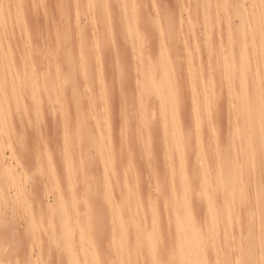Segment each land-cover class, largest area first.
<instances>
[{"label": "rangeland", "instance_id": "1", "mask_svg": "<svg viewBox=\"0 0 264 264\" xmlns=\"http://www.w3.org/2000/svg\"><path fill=\"white\" fill-rule=\"evenodd\" d=\"M24 1L0 0V152H3L5 166L11 167L16 179L19 180L14 185L8 180V175L5 179L3 174H0V264H122L124 246H120L117 239L110 238V235H114L117 231V221L113 215L115 209L123 203L124 179H129L132 182V179L136 178L138 195L144 197L147 192L150 196L156 195L155 200L161 207L159 201L164 194L161 193L163 196L159 194L160 191L162 192L159 189L164 187L157 185L160 188L156 186V190L154 180L157 178L159 181L160 172H164L166 169L163 167L165 170L160 172L158 169L160 170V166H163L168 158L172 163L170 162V164L168 161L165 165L167 167L171 165L173 172H177L178 169L176 170L174 167L179 166L178 159L175 157L176 151H173L175 150L172 147L173 144L167 143L168 140L170 141V138H167L168 135L164 138L161 136L162 134H159V130L152 134L150 128H146V126L150 127L152 123L147 122L146 125L145 117L149 116L148 121H154L155 116L157 117L159 114L160 101L170 100L173 97L176 104L179 105L178 109H181L178 112L180 111L184 119L185 124L181 125V129L186 128L193 133H198L199 129L200 131L202 129V140L198 141L201 143V148H198L200 146L198 142H191L196 143L192 145L193 147L191 143L189 144L192 150L195 149L194 147L196 149L195 155L188 149L189 151L185 155V168L188 166L193 168L192 161H188L192 155L194 159L198 157V160H195L198 161L195 162L196 165L200 159L199 164L201 165L198 164L199 168L201 166L200 169L208 167V165L205 166L210 163L207 162L208 159L206 160L208 156H211L209 158L211 167L215 161L222 162L227 156L224 150L229 142L230 145L228 144L227 147L233 145L238 151L236 142L240 138L229 135L232 133V126L235 122L237 126L238 122L235 119L232 121L233 112L227 109L230 105L233 106V101L235 104L236 98H234L235 95L231 98L227 97V93L232 87L238 89L239 84L225 77L220 78V71L231 68L240 59V54H242L239 50L240 44L235 40L243 35V32L255 20V16H263L264 0H132L133 7H127L129 14H127L128 10H125L127 12L124 17L126 19L124 27L114 23L118 16L117 7L120 6L116 0H113L115 1L113 13L110 10V16L114 15L113 25L107 23L104 16L101 17L102 13L98 7L85 5L87 2L84 0H65L64 3H67L68 9L65 7L66 16L63 14L65 18L61 17L64 21H60L61 18L57 17L59 0H42L39 5H36L40 8H38V12L32 10L30 0ZM53 1H57V3ZM20 2L24 7L23 11H25L23 13L25 20L23 19L21 23L18 11ZM133 9L135 16L134 19H131ZM29 23L34 28L37 26L34 29L35 35L37 34L33 36L34 39L32 36L31 40L27 38L30 41L23 35L28 30ZM103 24L107 29L112 25L109 29H113L111 31L115 33L112 34L114 43L109 44L110 41L108 43V33L104 31L106 28ZM130 29H134L133 36H127L125 33ZM62 32L67 33V36L65 34L67 40L64 44L60 43L62 40H59L60 36H64ZM124 33L126 38L123 36ZM93 34L97 38L96 42L92 40L95 44L99 42V38H102L99 44L95 45V49L90 41L91 38L94 39ZM35 41H38V44ZM99 45L102 49L99 48ZM109 45L113 46L110 48ZM85 47H90L92 50ZM103 49L104 51H102ZM111 49L112 52L114 51L113 53ZM93 50L96 52L93 53ZM96 54L98 57L101 56L99 63L101 60L104 63L100 69L102 72H98V69L101 68L99 64V68L97 66L95 68L98 72L97 75L94 73L93 77L92 73L89 77L90 80L93 79L91 80L93 83L97 82V84H93L89 79L86 80L87 77H84L85 80H83V77L78 78L64 71L52 73L45 69L51 55L52 60L56 61L55 63L60 69L67 67L66 64L69 60L77 63L79 59L76 57L81 58L82 56L83 61L81 60L77 64L79 66L83 64L82 69L84 67L86 69L89 65L88 67L91 68L88 69L92 70ZM86 55L90 58L87 59ZM84 58L86 59L84 60ZM91 59L93 64L90 62ZM30 62L34 68H29ZM90 64L92 65L90 66ZM36 65H40L41 68ZM43 65L46 66L43 68ZM255 68V66L248 65L245 71L251 73ZM44 69L46 73L40 71ZM61 79L68 80L63 94L65 102H61L63 97L60 95L48 102L44 88L48 82L56 80L60 82ZM90 83L92 84L90 85ZM101 83L103 85L105 83V90H101L103 89ZM258 87L264 91V80L258 84ZM92 90L98 92H92ZM139 91L143 93L141 97ZM192 92L197 98L196 105L200 108L201 117L206 115V122L210 123L208 134L203 131L207 128H205L207 125L203 123V121L205 122L204 116L200 123H194L192 120L195 124L193 125L191 122L195 104L194 101L191 103L194 97ZM73 95H78L80 99L74 101ZM102 97L107 100V102L105 100L106 109L103 108L104 99ZM201 104L205 105V108L207 107L203 108L207 111H202ZM130 108H133L131 116L130 112H127ZM135 109H138L137 112L143 110L141 113L143 115L145 113L144 119L142 117L144 122L135 121L137 114ZM62 110H65L67 114L64 128L61 127L58 116ZM106 110L108 113L104 112ZM120 111L124 114L126 112V117L124 114L122 116ZM230 112L232 115L228 114ZM106 114H109L111 121L108 126L104 125L108 115L106 120H103L102 117ZM222 116H224L223 119ZM124 118L127 119L124 120L127 124L125 125L126 129L121 127L124 124L121 123ZM132 118L134 122H132ZM182 118L180 124L183 121ZM221 120H224L225 126ZM213 123H215V127L217 126L216 128ZM136 125L139 126L138 132L141 133L137 142L129 134V131H132ZM210 125L212 133H210ZM223 127L226 129L225 131ZM122 128L128 131V133L125 132L128 134L126 136L128 138L130 136L125 143L119 140ZM192 128L195 129L192 131ZM148 130L150 135L146 134ZM147 135L148 137L152 135V139H150L153 142L152 145L155 144L157 136L164 140L160 141L159 145L162 147L158 149L162 151L165 147L164 154L163 151H158L160 154L157 153L155 149V147L158 148L157 142L156 146L153 145L155 150H152L149 141L148 144L152 151L148 146L146 147V143L142 145L144 140L145 142L149 140L150 137L148 138ZM203 137L206 140H203ZM132 139L135 141H129ZM153 139L156 140L153 141ZM139 143H141V148ZM204 143H207L205 146L208 151H203L206 148ZM218 144L225 145L220 147ZM215 146L221 150L224 148L221 153L219 150L223 160H217L221 156L219 157ZM212 147L216 151L215 156L218 157L213 156ZM145 148L151 151L150 154H146L148 151ZM168 152L169 154L172 152L174 156L171 155V157L174 158L169 155L166 160L163 158L165 162L162 161V156H168ZM198 152L200 156H198ZM203 152L208 156L206 157ZM161 154L162 156H160ZM259 164L255 167L256 171H253L256 177L252 175L255 178L251 179L252 185L250 180V188H252L248 192L250 195L256 193V189L258 191V187H255V183L258 182L256 181L258 179L256 168L264 166V163ZM196 165L195 168L199 169ZM149 166L157 169L160 176L154 174V178L153 173L156 171L153 169V172ZM243 169L242 166L241 170L243 171ZM241 173L243 175V172ZM164 176L162 175L165 181L166 177L164 178ZM187 179L193 178L188 176ZM161 181L159 182L161 183ZM162 183L164 185L163 181ZM242 183L243 181L240 183L238 179L235 182V188L244 189L241 185L243 187L247 185ZM261 185L264 190L263 180ZM95 192L98 195L95 201L98 213L107 218L104 222L107 230L102 233H96L98 220L90 210ZM237 197L240 202H236ZM237 197L234 198L231 206L233 212L230 211L229 215L230 226L228 227L227 221L225 225L228 228L224 233L225 236L223 235L224 238L232 236L231 242L230 238H226V240L229 241L233 250H236L239 245L242 246L245 236L243 232L246 233V227L249 224L246 210L250 203L242 196L244 199L239 195ZM236 211L240 213H237L238 216L235 215ZM200 215H198V219L202 218ZM236 217H238V222ZM233 219L234 221H232ZM235 222L237 223L235 224ZM258 232L260 233V231ZM228 233L231 236L226 235ZM259 233L257 237H261L262 233L260 235ZM239 235L244 236L239 238ZM172 247L171 251H173ZM259 250H257V256ZM226 252H224L226 255L224 260L225 258L227 260L224 262L222 259V264H232L233 260L230 262L233 259V257L231 258L232 253ZM144 254L140 262L133 258L134 261L131 259L130 264L135 261L134 264H147L146 257H150V255L149 253L146 255V251ZM257 261H260L258 257ZM260 263L258 262V264Z\"/></svg>", "mask_w": 264, "mask_h": 264}, {"label": "bare ground", "instance_id": "2", "mask_svg": "<svg viewBox=\"0 0 264 264\" xmlns=\"http://www.w3.org/2000/svg\"><path fill=\"white\" fill-rule=\"evenodd\" d=\"M17 1H20V0H17ZM41 1L42 0H30V2H31L30 5L33 7L32 10H34V11L39 10L40 8L37 7L36 5L37 4L39 5L41 3ZM84 1L87 2V4H85V5H90V6L92 5L94 7H98V9H100V11L102 13L101 17L104 16V20L107 23H109V24L112 23V19H113L114 15H112V17L110 16V14H111L110 10H112V13H113V6H115V1H113V0H110V1L109 0H84ZM116 1H117L116 3H118V5L120 4V6L117 7L118 8L117 19L119 18L118 19L119 21L116 19L114 23L118 26L124 27L125 26V20H126L124 18L126 16L125 12H127L125 10H128L127 7L132 8L134 3L132 0H116ZM55 2L57 3V1H55ZM64 2H65V0H59V5H58L59 9L57 8L58 9V11H57L58 16L56 15L59 18L63 17V14H64V16H66L65 15L66 13H64V12H65V7L68 9V6H67V3L65 4ZM138 3H139V1H138ZM140 3H142V2H140ZM26 5H25V7H27ZM41 5H40V7H41ZM43 5H44V3H43ZM94 7H93V9H94ZM18 8H19L18 11L20 14V23H21V22H23V19H24L23 13L25 12V11H23L24 7H22L21 2L18 5ZM138 8H140V7H138ZM96 11H94V12H96ZM132 11H133V15L131 16V13H130V16H131L130 18L134 19L135 10L133 9ZM127 14H129V10H128ZM90 16H88V17H90ZM63 18H65V17H63ZM94 18H97V17H94ZM33 19H34V17H33ZM31 21H33V20H31ZM60 21H64V19L62 20V18H61ZM105 21H104V24H106ZM90 23H92V22H90ZM94 23H95V21H94ZM28 25H30V26L27 27L28 30H26V31H25L26 27L24 28L25 33L23 35L26 37V39L27 38L30 39L31 36L34 39L33 36L37 35V34L35 35L36 32L34 31V29H36L37 26H36V28H34L33 26H31L30 23ZM112 25H113V23H112ZM112 25H111V27H112ZM104 26L106 28V25H104ZM111 27L109 26V28H111ZM113 27H115V26H113ZM94 28H95V26H94ZM109 28L108 29L106 28V30H105L103 27L104 31H107V33H108L107 34V41H108V43L110 41L109 44H111V42L114 43L113 39H112V38H114V37H112V34L114 32L112 33L111 30H113V29H109ZM116 30H117V28H116ZM67 31H68V29H67ZM133 31H134V29H130L129 31L127 30L125 33L127 34V36L128 35L133 36ZM62 33L64 34V32H62ZM65 34L67 36V33H65ZM65 34H64V36L62 35V37L61 36L59 37V40H62V42H60L62 44L66 43V40H67L65 38ZM126 34L123 35V36H125V38H126ZM135 34H136V31H135ZM93 36H94V34H93ZM98 37H100V36H98ZM35 38H37V37H35ZM95 39H97V38L94 36V39L91 38L90 41L92 42V40H94V42H96ZM104 39H106V38L104 37ZM128 39H129V37L127 38V40ZM236 39L237 40H235V41L240 44L239 50H241V52H242V54H240V59L231 68L224 70V71L221 70L222 72L220 71V73H221L220 78L225 77V78L230 79L231 81L238 82L237 84H239L238 89H236V88L234 89V87H232L227 93V95H228L227 97L231 98L233 95H235L234 98H236L235 104L233 101V106L230 105L231 109H229L230 107L227 109L229 111L233 112V115L231 114L232 112L228 113L229 115H232V121H233V119H235V121L238 122L237 126L235 125V124H237L236 122H235L234 126H232V128H231L232 133L231 134L228 133L229 135H231V137L238 136L240 138V139L238 138L240 140V142H238L239 141L238 139H237L238 141L236 142V144H238L236 147L239 148V149L237 148L238 151H236V149L234 148L232 143H231L232 146L227 147L230 145V142L227 143V146H225L226 148L224 150V152L227 156L223 160L222 159L223 156H221L220 153L223 151L224 148H222V150H221V149H217L218 146H215V148L217 147L216 151H218L219 157L221 156L220 158H217V160L222 159L223 161L222 162L217 161L220 165L215 161L212 163L213 165L211 167V165H210L211 161L209 160V158L211 156L210 157L208 156V154H207L208 149L205 146V145H207V143L206 144L204 143L203 145L206 148L203 147L204 148L203 151L207 150V151H205L207 153H205V152H203V153L205 154L206 157L208 156L206 158V160L208 159L207 162L209 161L210 163L205 164V166L208 165V167H206V168L204 167V168L200 169L201 166H200V168L198 166V164L200 163V159H199V163L196 165L195 160H198L197 159L198 157H196V159H194L193 155H192V154L195 155L194 151L196 149V147H194L195 149L192 150V147H193L192 145H194L196 143L193 144L191 142H193V141L198 142V141L202 140V135H203V133H201L202 129H201V131L199 129L198 133L197 132H195V133L190 132L189 129L187 130L186 128H185L186 130L185 129L182 130L181 125L182 124L184 125L185 123H184V119L181 116L180 111L178 112V110H181V109H178L179 108L178 103L176 104V101L174 100L173 97L170 100H166V101L161 100L159 103V105H160L159 110H158L159 114L157 117L155 116L156 119H154V121H151L149 119L150 121H148L149 116L145 117L146 125H147V122L152 123V124L150 123L151 124L150 127L146 126V128H150L152 134L158 132V130H159L160 131L159 134H162L161 136H163L164 138L166 137V135H168L167 138L168 139L170 138V141L166 138V140H168L167 143L170 144V142H171L173 144V146L172 145L171 146L174 147V149H175L173 151H176L175 157L178 159L177 163L179 164L180 169H179V166H177V168L175 166L174 168L176 170L178 169V171L173 172V168L171 165H170L171 167L170 166L167 167L165 165V163H167L170 158H168L167 159L168 161H166V162L163 160V158H165V160H166V157H169V155L171 157V155H173V153H172L173 151L171 152L172 154L171 153L169 154V152H170L169 151L167 154L168 156L164 155L165 157H163L161 154L160 156H162V161H164L165 163L163 164V166H160L161 168L159 167L160 170L158 169V171L160 172V171H164L166 169L165 170L166 172L164 171L165 173L160 172V175H161L160 180H162L164 182V185H163L162 181L160 183L159 182L160 180L157 181L158 179L154 177V174L155 175L157 174L156 176H158V177L160 176L158 174L159 172L157 171V169L149 166L150 168H152V170L154 169L156 171V173H155L153 170V172H154L153 177L155 178V180H154L155 186L154 187L156 188L157 185L160 187H164L162 189V188L157 186V188H160L159 190H162V192L160 191L159 194H161V193L164 194V196L161 194L163 197L161 196L162 198H160V201H159V203H161L160 204L161 207H159L157 201L155 200L156 195H154L151 190L150 191L154 195V196L152 195L154 198L152 196L148 195L149 194L148 192H147V194H145L146 196L144 195V197L138 195V191L136 188L138 184L135 183V182H137L136 178L132 179L134 182L133 181L131 182V180L129 181V179H124V181H123V187H124L123 203L120 207H117L115 209V212L113 215L114 217H116L117 231L114 235L113 234L110 235V238L117 239V241L120 243V246H124L125 252H124V258H123L122 264H127V263L130 264L131 259L133 260V258H134V260L138 259L139 260L138 262H140L145 251H146V255L148 253L150 255V257H146V260H148V262H146L147 264L148 263L149 264H222V259L224 260V256L226 257V255H224L225 254L224 252H226V251L232 253L231 258L233 257V259L230 260V262L233 260L232 264H258V262L259 263L261 262L262 264L264 263V190L262 188L263 186L261 185L262 180L264 182V166L263 165H262V167L256 168L257 173H258V179L256 181H258V182L255 183L253 181L256 184L255 187H258V191L256 189V193H254V194L251 193V195L248 193L249 191L252 190V188H250V180L255 179L254 178L255 175H254L253 171H256L255 170L256 165H258L259 163H262V164L264 163V91H262V88L258 87V84L262 80H264V14H263V16H260V15L255 16V20L253 21V23L247 27V29L245 30V32H243V35L240 36V38L237 37ZM27 40H24V41H27ZM30 40H28V41H30ZM101 40H102V38H99V42ZM39 42H41V41H39ZM91 42H89V44ZM99 42H97V44L92 42L94 49L96 47L95 45H98ZM36 43L38 44V41ZM41 43H43V42H41ZM113 45H109V47L111 48V46H113ZM85 48H87V49L89 48V50L91 49L90 47H85ZM99 48H101L100 45H99ZM97 49H98V46H97ZM104 49L102 51H104ZM112 49H111V52H112ZM114 50L116 51L115 48H114ZM94 51L96 52V50H93L92 52L94 53ZM92 52H90V53H92ZM77 53H78V51H77ZM82 54H83V52H82ZM87 55L85 57L88 59L89 56H87ZM90 57H92V55H90ZM93 57H94V54H93ZM95 57H96V61H94L95 63L93 62L95 66L93 65L92 68L94 67V69H95L96 66L99 68V64H100L101 68L98 69V72H99V71H101L100 69H102V65L104 63L102 62V60H101V63H99V61L101 59L100 55L98 57V55L96 54ZM97 57H98V60H97ZM52 58L50 55V59L47 60L48 63L45 62L47 65V68H45V69L52 72V73H57L58 71H64V72L68 73L69 75L77 76L78 78L83 77V80H85L84 77L85 78L87 77L86 80L87 79L90 80L89 76L92 73L93 74L95 73L96 75L98 73V72H96V69H95V71H94V69H92V70L88 69V68H91V67H88L89 65L87 66L86 69H84L85 67L82 69V67L84 65L82 64L79 66L77 64L79 61H81V60L83 61L82 56H81V58L78 56L76 57L79 59L77 63L69 60L66 64L67 65V67H65L66 69L64 68L65 70L60 69L57 66V64L55 63L56 61L54 62L52 60ZM86 58H84V60ZM38 62H39V60H38ZM90 62L92 63V59ZM105 62H106V60H105ZM85 63H87V62H85ZM92 64H90V66ZM30 65H31V62H30ZM30 65H29V68L30 67L34 68L33 67L34 65L33 66L32 65L30 66ZM46 65H43V68ZM248 65L255 66L256 68L251 73H247L245 71V69L247 68ZM39 66H37V67H39ZM107 66H109V65H107ZM40 68H41V66H40ZM45 69L40 70V71H43V72L45 71V73H46ZM95 74L93 75V77L95 76ZM91 80H93V79H91ZM91 80H90V82L93 83V81H91ZM59 83H60V86H58ZM67 83H68L67 79H61L60 82H58V80H56L55 82H48L46 87L44 88V94H45L46 100L48 102H51L53 99H55V97L60 95L63 97L61 102L64 103L65 102V98H64L65 96L63 94H64V90H65V86H66L65 84H67ZM92 83H90V85ZM94 83L97 84V82H94ZM101 88H103L101 90H105L104 89L105 83H104V85L102 84ZM96 91L97 90H95V91L92 90V92H96ZM140 92H141V94H139V95L141 97V95L143 93H142V91H139V93ZM91 94L93 96V93H91ZM192 95L194 96L195 94H193V92H192ZM192 95H191V98H192ZM97 96H99V95H97ZM194 97L192 98L193 100H191V103H193L192 101L195 102L194 106L190 103L194 108V112H192L193 115L190 113L191 117L193 118V119L190 118L191 122L193 123V121H194V123L195 122L200 123L203 116L205 117L204 120L206 122L207 121L206 115H203L201 117L200 108L198 107V105H196L197 104L196 103L197 98L196 97L194 98ZM35 99H36V97H35ZM73 99H74V101H77L80 99V97L78 95H73ZM102 99H104V103H103L104 104L103 108H104L106 105V103H105L106 99L104 97H102ZM106 102H107V100H106ZM141 103H142V100H141ZM143 104H144V102H143ZM203 104H205V103H203ZM203 104H201V106ZM211 105L212 104L210 103V106ZM141 106L143 108V105H141ZM192 106H190V107H192ZM204 106H202L203 112L207 111V110H205L207 107L205 108ZM203 108H205V109H203ZM105 109H106V107H105ZM132 109L133 108H130V110L128 109L129 111H127V112H130V116L132 115L131 112H133ZM209 109H211V108L209 107ZM135 110H136V112L138 111V109H135ZM222 110H223V108H222ZM142 111L143 110H141L140 112H137V114L135 115V121L140 120V122H141L142 117L144 119L145 113L143 115L141 113ZM229 111H227V112H229ZM65 112H66L65 110H62L60 112V114L58 115L62 128H64L65 122L67 120V119L65 120L66 115H67ZM104 112L108 113L107 110ZM155 113L157 115V110L155 111ZM178 113H180V114H178ZM123 114L124 113H122V116H123ZM207 114H208V112H207ZM104 116H102L103 120H106V116L108 118H107V122H105V124L104 123L103 124L108 126V123L110 124V122H111L109 119L110 116H109V114H106ZM124 116L126 117V112H125ZM150 116H151V114H150ZM179 116H180V118H179ZM212 116H214V115H212ZM223 117L224 116H222V119H223ZM226 117H227V115H226ZM153 118H154V116H153ZM181 118L183 120V121L181 120L183 123L181 122V124H180ZM125 119L126 118H124L123 122H121L122 124L124 123L123 125H121V127H123L124 129H126L125 125H127L124 122ZM216 119H217V116H216ZM230 119H229V121H230ZM108 120H109V122H108ZM129 120H131V119H129ZM221 121H223L222 124L225 123L224 120H221ZM132 122H134V119ZM142 122H144V120ZM205 122L203 121L204 125L205 124L207 125V126H205V128L206 127L207 128L205 130L203 129V131L207 132V134H208V132H209L208 125L210 123H209V121L206 123ZM145 123H144V125H145ZM194 123H193V125H195ZM116 124H117V122H116ZM213 124L215 127V123H213ZM129 125H130V122H129ZM225 125L226 124H224L223 126H225ZM199 126L200 125L198 124V128H199ZM211 127L212 126L210 125V130L212 129ZM123 128H122V130H120L119 140L121 142L124 141V143H125V141L127 139H129L130 136H129V138H128V136H126L128 134H125V132L128 133V131L124 130ZM138 129H139V126L136 125L135 128L133 127L132 131H129L130 132L129 134L133 138H135L136 142L139 141V139H140L139 137L141 136V135L139 136V134H141V133L138 132ZM194 129L192 128V131ZM129 130H130V128H129ZM223 130L225 131L226 129H224V127H223ZM148 131L146 134L150 135L151 133H150V131L149 132ZM205 132H204V134H206ZM210 133H212V130ZM117 134H118V131H117ZM148 135H147V137H148ZM144 137H146V136H144ZM149 137H148L149 140H146V142L144 140L142 142V145L143 144L145 145V143H146V147L148 146L149 150H151L153 148V145H155V146L157 145L156 144V142H157L158 148L155 147V149H156L157 153H159L158 151H160V150H158V149H161L160 147H162L161 145H159V143H160V141H164V140H161L160 137L157 136L158 137L157 138L155 136L159 142L156 139H153V141L154 140H156V141L154 142L155 144L152 145L153 142L150 141V139H152V135ZM204 138L205 137H203V140H206ZM117 139H118V136H117ZM135 140L132 139L129 141L134 142ZM215 140H217V138ZM149 141L151 142V145H152L151 149L149 147L150 144H148ZM109 142H110V140L108 141V143ZM140 142H141V140H140ZM190 143H191L192 147H189ZM217 143H218V141H217ZM217 143L215 142V145ZM128 144H129V142H128ZM161 144H163V143H161ZM199 144H200V146L198 145L199 146L198 148H201V143H199ZM122 145H125V144H122ZM132 145H133V143H132ZM222 145L221 146L219 145V146L222 147ZM224 145H223V147H224ZM239 145H240V147H239ZM140 146H141V143H139V147ZM163 146H165V145H163ZM212 146H213V144H212ZM148 148H145V150L148 151V153H146V154H150L149 152H151L152 150H155L153 148L151 151H149ZM167 148H168V146H167ZM188 149L191 150L190 153L192 152V154H191L192 157H190V158L194 159V163H193V159L189 158V160H188V161H192V163L191 162L190 163L193 166V168H191V166L189 167L187 165L189 162L185 165L186 167L187 166L188 167L187 168L184 167V163L186 162L185 161V155L188 153V151H189ZM163 150H165V147ZM168 150H169V148H168ZM198 150L201 151L200 149H198ZM219 150H220V153H219ZM162 151H160V152H162ZM212 151L214 154L213 156H215L216 151L213 149V147H212ZM142 153H143V151H142ZM162 153L164 154L165 152L163 151ZM2 154H3V152H0V174L1 175L3 174L2 176L4 178L8 175L7 176V177H9L8 180H10V182L12 184H14L16 181L19 182V180L16 179L17 177H15V174L11 170L12 168L10 167L11 168L10 169L9 167L5 166V163H4L5 160L3 161V155ZM196 156H197V153H196ZM198 156H200V153ZM215 157H218V156H215ZM238 157H240V158H238ZM171 158H174V157H171ZM237 159H241V160H239L240 162ZM201 160H202V158H201ZM206 160H205V162H206ZM170 162L172 163V161H169V163ZM237 162H239V163H237ZM151 165H154V164H151ZM195 165L198 166L199 169H196ZM199 165H201V164H199ZM242 166L244 167L243 171L241 170ZM163 167L165 169H163ZM188 168H189V170H188ZM241 172H243V175ZM165 174H167V175H165ZM162 175L163 176L165 175L164 176V178L166 177L165 181H164ZM252 175H254V176H252ZM188 176H190V178L191 177L193 178V179H191L192 181L190 179H187ZM175 179H177V181H175ZM238 179L240 180V183H241V181H243L244 184L246 183L247 188L245 187V185H244V187H243V185H241L242 188H244V189H239L240 187L238 189H236L235 188V182L238 181ZM252 180H251V185H252ZM16 184H14V185H16ZM248 187H249V189H248ZM157 188H156V190H157ZM238 195L240 196V198L244 197L246 199V201H248L250 203L247 207V210H246V212H247L246 215L249 218V224H247L246 233L243 232L245 234V236L241 235V236H244L243 237L244 242H242L243 243L242 246L239 245L236 248V250H233L229 241L226 240V238H230V237L224 238V236H225L224 233H226L225 232L226 229L230 226L229 215L231 213L230 211H232L231 206H232V203L234 202V198L237 197ZM97 198H98V195L95 192V196L93 197V201L90 204V210L93 211V213H94L93 216L95 218H97V220H98L97 228L95 230L96 233H102V232H105L107 230L106 226L104 224L106 217L104 215H102L101 213H98L97 203L95 202ZM244 198H242V199H244ZM161 200H162V202H161ZM236 200H237L236 202H240V201H238L239 198ZM237 205H238V203H237ZM236 206H235V208H237ZM243 206H245V205H243ZM238 207H239V205H238ZM241 209L244 212L243 208H241ZM237 213H238V211L235 212L236 216H238V214H240V213H238V214ZM242 213H241V215H242ZM199 214L202 215L201 219L197 218ZM201 215H200V217H201ZM241 215H239V216H241ZM236 219L238 222L239 221L238 217H236ZM227 221H228L227 224H229L228 227H226V225H225ZM232 221H234V219ZM237 222H235V224ZM235 227L237 228V226H235ZM256 231H257V233H256ZM258 231H260V233H262L261 237L260 236L257 237V234L259 233ZM260 233H259V235H260ZM166 234H167V236H165ZM226 235L231 236V234H229V233ZM241 236L239 235V238ZM231 238H232V236H231ZM231 238H230V242L232 241ZM260 242H262V243H260ZM159 246H161V247L159 248ZM171 246H173L172 247L173 251H171ZM257 250H259L258 256L256 254ZM159 253H161V254H159ZM222 253H223V255H222ZM228 256H229V254H228ZM257 257L260 261H257ZM149 259H150V261H149ZM225 260H227V259L225 258ZM225 260H224V262H226ZM134 263H136V261ZM134 263H132V264H134Z\"/></svg>", "mask_w": 264, "mask_h": 264}]
</instances>
